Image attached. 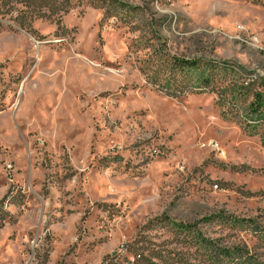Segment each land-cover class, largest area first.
<instances>
[{
	"label": "rangeland",
	"instance_id": "obj_1",
	"mask_svg": "<svg viewBox=\"0 0 264 264\" xmlns=\"http://www.w3.org/2000/svg\"><path fill=\"white\" fill-rule=\"evenodd\" d=\"M232 251L264 264V0H0V264Z\"/></svg>",
	"mask_w": 264,
	"mask_h": 264
},
{
	"label": "trees",
	"instance_id": "obj_2",
	"mask_svg": "<svg viewBox=\"0 0 264 264\" xmlns=\"http://www.w3.org/2000/svg\"><path fill=\"white\" fill-rule=\"evenodd\" d=\"M175 64H176V66L179 65L182 68L183 67H194L197 65L196 61H188V60H181V59H176ZM255 104L259 105V100ZM208 249H209V251L213 250V248H208ZM229 251H231V250L222 249V250H220V252L218 254H219V256H223V255L229 253ZM232 252L235 253V256L239 255V251H232ZM233 253L231 255H233ZM238 260L241 264H258L256 261L252 260V256L247 257L246 255L242 256L240 254Z\"/></svg>",
	"mask_w": 264,
	"mask_h": 264
}]
</instances>
